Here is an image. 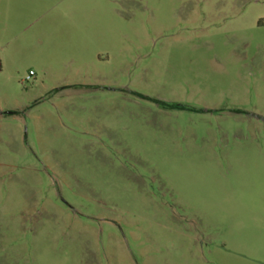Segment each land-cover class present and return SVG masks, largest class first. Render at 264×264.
<instances>
[{
	"label": "rangeland",
	"instance_id": "obj_1",
	"mask_svg": "<svg viewBox=\"0 0 264 264\" xmlns=\"http://www.w3.org/2000/svg\"><path fill=\"white\" fill-rule=\"evenodd\" d=\"M0 264H264V0H0Z\"/></svg>",
	"mask_w": 264,
	"mask_h": 264
},
{
	"label": "built area",
	"instance_id": "obj_2",
	"mask_svg": "<svg viewBox=\"0 0 264 264\" xmlns=\"http://www.w3.org/2000/svg\"><path fill=\"white\" fill-rule=\"evenodd\" d=\"M31 74H32V71H29L28 75L26 76V79H28Z\"/></svg>",
	"mask_w": 264,
	"mask_h": 264
},
{
	"label": "crops",
	"instance_id": "obj_3",
	"mask_svg": "<svg viewBox=\"0 0 264 264\" xmlns=\"http://www.w3.org/2000/svg\"><path fill=\"white\" fill-rule=\"evenodd\" d=\"M261 226H263V225L261 224Z\"/></svg>",
	"mask_w": 264,
	"mask_h": 264
}]
</instances>
